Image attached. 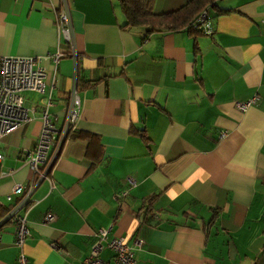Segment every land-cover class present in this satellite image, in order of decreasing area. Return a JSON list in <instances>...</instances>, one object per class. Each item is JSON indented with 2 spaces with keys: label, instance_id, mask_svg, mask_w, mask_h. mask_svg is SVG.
<instances>
[{
  "label": "crops",
  "instance_id": "0c3cea01",
  "mask_svg": "<svg viewBox=\"0 0 264 264\" xmlns=\"http://www.w3.org/2000/svg\"><path fill=\"white\" fill-rule=\"evenodd\" d=\"M66 2L76 65L58 42L60 0H0V56L63 52L56 65L44 62L53 87L22 95L33 119L0 140V212L13 185L31 180L25 155L41 132L42 97L56 128L72 88L80 103L31 193L27 264H80L100 228L125 239L135 264H264V1H216L209 34H146L123 27L117 0ZM253 97L245 111L236 107ZM18 253L7 222L0 264H15ZM100 257L115 264L107 248Z\"/></svg>",
  "mask_w": 264,
  "mask_h": 264
},
{
  "label": "built area",
  "instance_id": "2783aa9c",
  "mask_svg": "<svg viewBox=\"0 0 264 264\" xmlns=\"http://www.w3.org/2000/svg\"><path fill=\"white\" fill-rule=\"evenodd\" d=\"M54 25L58 42L67 46L65 52L76 65L77 52L73 44L72 24L66 0H60L59 5L54 9ZM196 25L205 34L212 32V25L205 11L201 13ZM62 56L63 52L59 48L53 53L42 56H0V140L33 119L35 108L24 107L22 93L35 92L42 95L46 88H52L54 72L48 73L44 62L51 60L56 65ZM42 100H44L45 109L40 115L41 132L35 147L25 155V162L32 172L31 180L27 187L20 184L13 185L10 193L5 196L6 201L11 202L6 219L14 227V246L19 249L15 264H27L22 246L25 238L29 236L26 216L31 206V193L40 181L47 179L48 171L63 141L79 117L80 103L75 88H72L70 92L68 111L61 128H56L47 115L48 99L42 97ZM256 101V97H253L236 103V107L240 111H245ZM129 183L133 184V180L130 179ZM51 220V214H46L42 218L44 223ZM107 232L103 228L96 231V239L90 247L89 254L80 264H108L100 257V252L104 248L112 252V261L115 264H135L132 248L125 239L123 237L108 238Z\"/></svg>",
  "mask_w": 264,
  "mask_h": 264
},
{
  "label": "trees",
  "instance_id": "16d2710c",
  "mask_svg": "<svg viewBox=\"0 0 264 264\" xmlns=\"http://www.w3.org/2000/svg\"><path fill=\"white\" fill-rule=\"evenodd\" d=\"M118 7L124 16L123 27H143L146 34L152 32L177 31L186 29L189 33L202 32L196 25V21L203 11L209 17V10H215L218 0H189L177 10L164 13L154 11L155 0H117ZM228 12L223 10L217 14ZM71 134V130L67 136ZM8 209L0 212V228L8 222L6 215Z\"/></svg>",
  "mask_w": 264,
  "mask_h": 264
},
{
  "label": "rangeland",
  "instance_id": "374dc122",
  "mask_svg": "<svg viewBox=\"0 0 264 264\" xmlns=\"http://www.w3.org/2000/svg\"><path fill=\"white\" fill-rule=\"evenodd\" d=\"M23 96H25V98H33V97H35L34 96V93H30V92H24L23 94H22Z\"/></svg>",
  "mask_w": 264,
  "mask_h": 264
}]
</instances>
